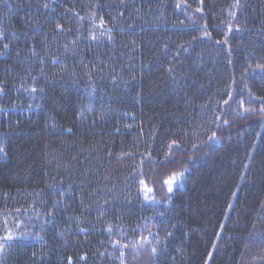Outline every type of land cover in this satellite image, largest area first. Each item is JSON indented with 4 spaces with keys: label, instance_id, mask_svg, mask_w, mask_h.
Returning <instances> with one entry per match:
<instances>
[{
    "label": "trees",
    "instance_id": "trees-1",
    "mask_svg": "<svg viewBox=\"0 0 264 264\" xmlns=\"http://www.w3.org/2000/svg\"><path fill=\"white\" fill-rule=\"evenodd\" d=\"M261 105L264 0H0V264H264Z\"/></svg>",
    "mask_w": 264,
    "mask_h": 264
},
{
    "label": "rangeland",
    "instance_id": "rangeland-1",
    "mask_svg": "<svg viewBox=\"0 0 264 264\" xmlns=\"http://www.w3.org/2000/svg\"><path fill=\"white\" fill-rule=\"evenodd\" d=\"M262 106V108L264 109V105H261ZM243 107V106H242ZM252 109H253V107H252ZM254 110V109H253ZM245 112H247L248 113V111L246 110ZM258 114L259 115H261V116H263L264 115V111H263V113L262 112H259L258 111ZM263 114V115H262ZM242 116H243V114H241ZM243 117H245V116H243ZM185 162V161H184ZM190 163H191V161H189V165H190ZM186 167H188V165L186 166ZM185 170V168H183V171ZM179 172H177V174H178ZM177 174H175L176 176H177V179H175L172 183H171V185H169V184H166V183H164V181H166V179L164 178V179H162V183H164V192L162 193V197H164L165 195H168V194H170V191H169V187H171V188H173L174 187V185L175 184H178V185H180L181 184V180H179V178H180V176H181V173H180V175H177ZM165 191H166V193H165ZM168 192V193H167ZM144 198H146V199H153V200H156L157 201V199L156 198H154V196H151L152 195V192L151 191H148L147 190V188H145V190H144ZM159 198H160V196H158ZM166 199V201L168 200V197L166 196L165 197ZM9 232V231H8ZM7 234H9V233H7ZM7 236V235H6ZM1 241H3V240H1ZM264 246V245H263ZM132 249V248H131ZM247 257H248V253L247 254H245V256H244V260H243V264L246 262V259H247ZM138 262H140V261H138ZM138 264V263H137Z\"/></svg>",
    "mask_w": 264,
    "mask_h": 264
},
{
    "label": "snow or ice",
    "instance_id": "snow-or-ice-1",
    "mask_svg": "<svg viewBox=\"0 0 264 264\" xmlns=\"http://www.w3.org/2000/svg\"><path fill=\"white\" fill-rule=\"evenodd\" d=\"M0 151H2V149H0ZM175 179H177V176L174 174L169 180L164 181V183L171 185V183ZM171 190H172L171 187H169V191H171ZM148 191H151V189H148ZM5 239L6 240H11L12 239V234L9 232V234L5 237ZM2 248H3V244H0V249H2ZM153 251H155V249H153Z\"/></svg>",
    "mask_w": 264,
    "mask_h": 264
}]
</instances>
